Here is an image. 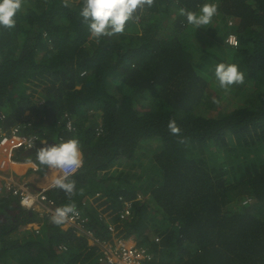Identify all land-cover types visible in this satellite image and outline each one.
<instances>
[{"label": "trees", "instance_id": "obj_1", "mask_svg": "<svg viewBox=\"0 0 264 264\" xmlns=\"http://www.w3.org/2000/svg\"><path fill=\"white\" fill-rule=\"evenodd\" d=\"M205 2L154 0L97 40L84 0H22L0 28V132L45 139L16 158L39 164V148L78 139L74 193L47 197L74 204L99 241H137L146 264H264V0H212L198 30L178 14ZM219 63L244 83L221 88ZM15 202L0 195V264H104L77 227Z\"/></svg>", "mask_w": 264, "mask_h": 264}, {"label": "clouds", "instance_id": "obj_2", "mask_svg": "<svg viewBox=\"0 0 264 264\" xmlns=\"http://www.w3.org/2000/svg\"><path fill=\"white\" fill-rule=\"evenodd\" d=\"M153 3L154 0H84L80 16L88 23L91 36L99 40L101 37L123 33L126 22L134 18L137 10L150 8ZM21 8L22 0H0V28H14L17 13ZM217 12L218 5L212 0H207L198 11L180 8L178 14L186 17L187 23L198 30L210 25ZM230 36L227 39L229 44H231ZM215 78L219 86L227 90L230 86L243 84L245 73L235 63H219L215 67ZM169 129L173 134H178L180 131L175 121L169 123ZM36 159L41 166L58 169L63 173L53 178L52 182L55 187L68 194L74 193L76 185L71 176L84 164L83 152L78 139L73 138L41 147L36 152ZM32 203L33 198L29 195L21 199V204L24 206L31 207ZM70 214L79 215L74 204L56 208L51 219L56 225H62L70 218ZM125 240L131 241V239Z\"/></svg>", "mask_w": 264, "mask_h": 264}, {"label": "built area", "instance_id": "obj_3", "mask_svg": "<svg viewBox=\"0 0 264 264\" xmlns=\"http://www.w3.org/2000/svg\"><path fill=\"white\" fill-rule=\"evenodd\" d=\"M231 44H236V37L231 35L229 37ZM66 126L68 129H73V121L69 116H66ZM45 139L38 134L29 135L25 133V126L16 125L10 132H0V195L6 197H14L21 204V199L25 195L33 198L31 207L24 206L29 210L38 212L43 217L45 215L53 216L58 206L55 202L49 199L46 195V189H35L29 183L23 182L20 178L8 174L9 166H15L22 162L16 158L17 153L21 150H29L38 143H44ZM32 161V160H31ZM33 168L38 169V164L33 161ZM58 170V169H57ZM59 175L63 173L58 170ZM54 187V184L52 185ZM22 205V204H21ZM79 215H71L65 224L75 226L81 233H84L93 239H96L92 232L84 228L85 218L81 210L76 209ZM129 212L128 209L126 210ZM34 229L38 232L39 226L32 224ZM97 240V239H96ZM99 261L104 264H146L151 260L152 254L145 248L136 244L130 245L126 240L116 241V245H111L106 241H99ZM99 252V253H100Z\"/></svg>", "mask_w": 264, "mask_h": 264}, {"label": "crops", "instance_id": "obj_4", "mask_svg": "<svg viewBox=\"0 0 264 264\" xmlns=\"http://www.w3.org/2000/svg\"><path fill=\"white\" fill-rule=\"evenodd\" d=\"M33 164L34 163L31 160H23L21 163L15 166H9L7 172L12 176L14 175L20 178L23 182L29 183L35 189L47 188L48 190L53 185V178L59 175L58 170L46 168L45 171H49V174L43 178L33 173V171L38 172L42 169L37 163L39 167L37 170H35L33 168Z\"/></svg>", "mask_w": 264, "mask_h": 264}, {"label": "rangeland", "instance_id": "obj_5", "mask_svg": "<svg viewBox=\"0 0 264 264\" xmlns=\"http://www.w3.org/2000/svg\"><path fill=\"white\" fill-rule=\"evenodd\" d=\"M230 98H233V96L231 95V94H229V97H226L225 99H224V101H225V103H229V99ZM235 99V98H234ZM236 100V99H235ZM149 152V151H148ZM33 173L34 174H36V175H39L40 177H43V178H45L48 174H49V171H45V170H43V169H41L40 171H38V172H34L33 171ZM156 178H159L158 176H155ZM145 180V177H143V179H140V181H144ZM158 182H159V180H157V181H155L154 182V180L152 179V183H151V187H153V186H156L157 184H158ZM150 187V188H151ZM33 211V210H32ZM38 213V212H37ZM28 228H33L34 229V227H33V225H30V226H28ZM91 235V233L90 234H88V236H90ZM89 242H90V244H93V245H97V244H99L98 242H97V240L96 239H93L92 237H90V239H89ZM128 244H130V245H133V244H136L137 243V241H135V240H133V239H131V241H126Z\"/></svg>", "mask_w": 264, "mask_h": 264}, {"label": "water", "instance_id": "obj_6", "mask_svg": "<svg viewBox=\"0 0 264 264\" xmlns=\"http://www.w3.org/2000/svg\"><path fill=\"white\" fill-rule=\"evenodd\" d=\"M15 205H16V206H18V205H19V203L15 202ZM3 216H4V215L2 214V215H1V217H3Z\"/></svg>", "mask_w": 264, "mask_h": 264}]
</instances>
